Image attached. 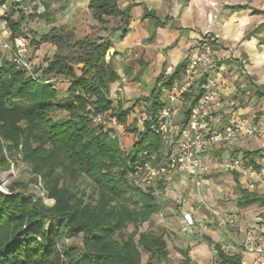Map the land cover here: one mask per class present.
I'll use <instances>...</instances> for the list:
<instances>
[{
  "label": "trees",
  "instance_id": "trees-1",
  "mask_svg": "<svg viewBox=\"0 0 264 264\" xmlns=\"http://www.w3.org/2000/svg\"><path fill=\"white\" fill-rule=\"evenodd\" d=\"M4 1L0 0V5ZM132 5L121 9L118 0L88 1L92 17L103 29L122 30V37L128 31ZM8 14L14 35L24 33L23 24L28 19L55 23L49 6L42 12L37 8L32 13L12 9ZM112 16L120 17L121 25L105 26V17ZM142 18L152 19L155 27H164L169 21L147 9ZM32 33L31 43L37 49L45 42L56 44L58 49L45 66L35 69L38 78L26 75L0 49V167L8 169L12 163L22 161L29 167V181L41 184L44 195L54 204L27 192L24 181L6 186L7 192L0 189V264H159L167 260V236L139 231L161 210L156 188L144 190L132 184L128 175L136 162L151 154L161 159L169 151L151 124L164 106L159 83L172 86L183 72L186 59L171 74L159 76L148 95L135 100V105L145 103L147 117L141 128H127L134 135L127 151L113 132L94 127L89 119L90 113L105 116L110 112L119 124H128L130 108L125 107L123 99L115 105L110 91V85L120 79L110 55L112 40L94 34L78 37L66 24L48 33ZM154 40L155 33L148 38L149 42ZM56 77L70 84L66 97H59L54 82H45ZM202 93V89H196L185 95L184 122ZM55 110H65L69 117L54 122L50 115ZM240 151L247 165L260 167L257 159L262 158L264 148H237L235 153ZM82 175L94 184L96 195L88 196L85 190L75 188L74 183ZM243 193L241 205L259 199L251 192ZM130 224L134 230L127 234ZM68 233L79 238L78 245H62ZM208 240L214 244L220 264H244L241 255H228L220 243ZM179 252L185 257L184 264H191L187 253Z\"/></svg>",
  "mask_w": 264,
  "mask_h": 264
},
{
  "label": "crops",
  "instance_id": "crops-1",
  "mask_svg": "<svg viewBox=\"0 0 264 264\" xmlns=\"http://www.w3.org/2000/svg\"><path fill=\"white\" fill-rule=\"evenodd\" d=\"M81 1L88 8L89 0H73L72 4H79ZM118 3L121 9L133 4L129 11L126 35L122 37V30L114 32L105 30L99 24V28L104 31V33L100 32L101 36L108 37L113 42L110 55L120 79L110 85V91L112 98L115 95L116 104L118 99H123L126 101L125 107L130 108L133 100L135 103L138 97L148 95L155 86L157 78L162 74L166 77L170 70H174L184 61L188 52L202 38L203 32L210 30L216 38L215 57L210 65L203 68L202 81L209 76L215 78L224 99V104L214 114L215 127L223 126L238 114L249 115L248 117L254 122L259 121L261 110L264 109V0H118ZM237 5L243 7L234 9L233 7ZM144 9L155 11L161 20L168 18L166 26L155 27L152 19L142 18ZM105 19L108 20V24L105 25L108 28L117 27L122 23L120 17L112 16ZM110 19L117 22L114 23L113 20L109 22ZM43 21L46 22V20ZM54 24L49 23L48 31L44 33L59 26ZM258 27L260 29L253 33ZM105 31L110 34H105ZM153 33H155V40L149 42L148 38ZM91 34L93 33L87 35ZM41 45L44 47L38 50L39 53L51 49L48 59H52L58 46L51 42ZM253 75L258 82L253 80ZM56 79L63 78L56 77ZM65 82L68 84V90L70 84ZM253 89H255V95L250 99L249 95ZM231 100L234 101L233 105L230 104ZM234 144L238 148L249 150L264 148V144L257 137H245ZM232 145L226 144L211 149L205 154L204 160L207 163L219 160L222 154L227 158L224 161L232 157L243 158L242 151L230 152ZM257 163L264 166V152L262 158L257 159ZM208 175V173L200 174L201 191L206 202L209 204L210 200L213 203L212 206L209 205L213 210L234 217L236 225L226 224L231 229H224L221 222L214 217L212 209L199 202L195 195L193 179L187 174L178 175L174 179L170 197L159 198L161 186L155 191L161 206L169 202L175 203L177 187L192 193L184 205L178 206L180 214L175 216L182 227L180 234H177L181 245L176 244L175 251L180 253L179 250H183L191 259V264H201L194 255L195 247L206 242L210 248L211 257L204 264H220L214 244L208 240L211 238L213 242L220 243L228 255H241L243 263L248 264L254 254L246 248L245 238L247 233L261 234L260 218L264 212V180L255 175L246 177L239 172L228 171L217 178ZM220 187H223L230 195L228 202H213V195L219 193ZM245 191L257 195L259 199L253 203L241 205L239 201ZM201 208L210 209V212L207 211L210 216L208 217ZM186 212L191 213L195 218L196 222L193 226L186 225L183 218ZM190 234L193 236L192 239L188 237Z\"/></svg>",
  "mask_w": 264,
  "mask_h": 264
},
{
  "label": "built area",
  "instance_id": "built-area-1",
  "mask_svg": "<svg viewBox=\"0 0 264 264\" xmlns=\"http://www.w3.org/2000/svg\"><path fill=\"white\" fill-rule=\"evenodd\" d=\"M32 3L31 0H6L0 5V49L5 57L9 53L8 59L26 75L38 78L39 74L28 57L32 38L24 33L14 35L7 21L10 10L28 12ZM215 41L210 30L204 31L202 38L186 55V65L180 77L169 87L164 86L162 81L159 83L164 106L153 120L151 128L161 136L169 151L161 159L156 154H151L147 159L136 162L128 175L132 184L144 190L161 186V194L168 196L175 177L187 174L195 183V195L199 202L207 205L201 191L200 177V174L208 173L211 168L204 160L205 154L215 147L234 144L245 137H257L264 144V109L261 110L258 122L245 114H238L223 126L215 127L214 114L224 104V99L215 78L209 76L202 81L203 68L210 65L215 57ZM172 72L170 70L168 75ZM45 82H53V79ZM196 88L202 89L203 93L191 107L190 116L184 122L185 95ZM230 104L233 105L234 101L231 100ZM89 119L94 127H104L106 124V118L102 114L90 113ZM221 168L228 172H239L246 177L255 175L264 180V166L255 168L247 165L241 157H232L222 162ZM42 196L44 200L51 201L50 205L54 204V200L47 198L44 192ZM190 196L192 193H187L180 187L175 188L174 199L179 205H184ZM212 213L221 223L236 225L234 217L213 209ZM261 215V234H246L245 246L254 254L248 264H264V212ZM183 218L187 226H193L196 222L189 212L184 213Z\"/></svg>",
  "mask_w": 264,
  "mask_h": 264
},
{
  "label": "rangeland",
  "instance_id": "rangeland-1",
  "mask_svg": "<svg viewBox=\"0 0 264 264\" xmlns=\"http://www.w3.org/2000/svg\"><path fill=\"white\" fill-rule=\"evenodd\" d=\"M33 3L31 5V9L28 11V13L34 12L35 8L37 10L43 11L46 6H49L50 11L53 12L54 18H55V24L54 25H62L66 24L68 29H74L76 32V35L78 37H83L87 34L93 33L95 36L101 35L100 32L104 33V31L99 28V23L97 20H95L92 17L91 12L88 10L86 5L82 3V1L79 4H72L73 0H31ZM17 16V15H15ZM134 16V15H133ZM210 17V15L208 16ZM113 20V22H117V20L110 19L109 22ZM52 25V24H51ZM49 23L43 21L42 19L35 18V19H28L23 24V31L24 34H27L30 36V38H33L34 35L32 31L37 32V34H42L46 31H48ZM102 26V25H100ZM97 29V30H96ZM211 32V31H210ZM137 33V32H136ZM105 34H110V32H106ZM211 34L214 35L213 32ZM1 42V39H0ZM41 47H44L41 45L38 49L35 47V44L30 42L29 49H28V57L33 62L34 68H41L46 64V61L48 59V55L50 53V50L45 51L44 53H39L38 50H40ZM65 48V46H64ZM47 52V53H46ZM9 53H7L6 58H9ZM253 80H256L258 82V79L253 75ZM252 78L250 79L252 81ZM53 82L55 84V87L58 90L59 97H63L67 94V86L68 84L64 81V79H53ZM261 82V81H260ZM255 95V89L251 91L250 99ZM237 97V96H236ZM114 100H116L115 95H113ZM259 98V97H257ZM116 104V103H115ZM145 103H141L138 105L133 103L131 104V112L128 117V124L127 126L119 124L115 118L112 117V114L110 112L105 114L106 118V124L104 126L105 130H110L117 136L120 140V145L127 151H129L133 145V139L134 135L133 133H130L127 131V128H133L134 126H137L138 128L142 127L143 124V117H145ZM51 119L54 122H62L66 120L69 117V113L65 110H55L51 113ZM249 116V115H248ZM238 147L233 144L231 146L230 152H234ZM226 158V155L222 154L219 160H215L212 162H209L211 168L208 172V176H213V178H217L220 175L227 173V171H224L221 168L222 162H224V159ZM227 159V158H226ZM0 177L3 180V183L0 185V189L7 192L6 186L12 184L13 182L20 180L24 181L28 184L27 192H32L34 194H37L38 196H42L44 189L42 188L41 184L36 185L29 181L31 178V173L29 170V167L24 164L22 161H19L18 163H12L10 168L5 169L0 167ZM75 188L78 190H85L87 195H96L97 190L94 187V184L90 181V179L82 175L78 181L74 183ZM219 193L213 195V202H228V198L230 195L225 191L223 187H220L218 189ZM171 193V192H170ZM162 197L168 198V196H162L159 195V198ZM189 199V198H188ZM45 201L49 204H51V201L48 199H45ZM174 202L177 203L174 199ZM172 202H169V204H165L164 206H161V210L158 214H155L150 220L144 222L140 227L139 231H151L154 233H164L167 236V243L169 247V257L167 260L160 262L159 264H183L184 256L180 253H177L175 250L177 249L176 244H180L177 239V234H180L181 223L179 221H176V217L178 214H180V210L178 208L179 204H175ZM212 206L213 203L209 200V204L207 203V206ZM182 206V205H180ZM209 206V208H211ZM205 207V206H204ZM205 213L209 211L210 209H203L201 208ZM212 209V208H211ZM210 212V211H209ZM207 213L208 217L210 216V213ZM219 212V211H218ZM224 229H231L230 226L220 223ZM49 223H45V226H48ZM134 230V226L130 224L125 232L127 234H130ZM192 239V235H188ZM80 242L79 238H76L72 236L71 234L65 235V237L62 240V245L65 247H73L78 245ZM195 256L196 259L201 263L204 264L205 261L209 257H211V252L208 244L206 242H202L201 244H198L196 247ZM148 255L145 253L143 255V259L146 260Z\"/></svg>",
  "mask_w": 264,
  "mask_h": 264
},
{
  "label": "water",
  "instance_id": "water-1",
  "mask_svg": "<svg viewBox=\"0 0 264 264\" xmlns=\"http://www.w3.org/2000/svg\"><path fill=\"white\" fill-rule=\"evenodd\" d=\"M3 183V180L1 179V177H0V185Z\"/></svg>",
  "mask_w": 264,
  "mask_h": 264
}]
</instances>
